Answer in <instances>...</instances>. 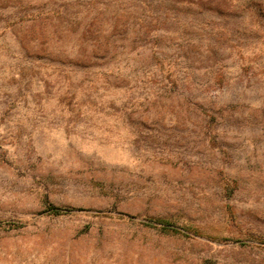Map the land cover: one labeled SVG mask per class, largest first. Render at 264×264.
Masks as SVG:
<instances>
[{
  "label": "rangeland",
  "instance_id": "1",
  "mask_svg": "<svg viewBox=\"0 0 264 264\" xmlns=\"http://www.w3.org/2000/svg\"><path fill=\"white\" fill-rule=\"evenodd\" d=\"M0 264H264V0H0Z\"/></svg>",
  "mask_w": 264,
  "mask_h": 264
}]
</instances>
